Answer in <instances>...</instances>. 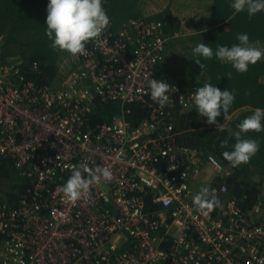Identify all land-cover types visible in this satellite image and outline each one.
<instances>
[{"label": "built area", "instance_id": "2783aa9c", "mask_svg": "<svg viewBox=\"0 0 264 264\" xmlns=\"http://www.w3.org/2000/svg\"><path fill=\"white\" fill-rule=\"evenodd\" d=\"M110 27L86 42L71 69H59L56 87L38 88L0 61V156L34 183L30 200L14 208L0 202V264H264V183L248 214L231 198L216 215L193 204L191 174L201 161L173 145L164 121L166 108L192 106L194 92L165 80L169 101L161 108L148 88L165 56L162 23L128 22L135 37ZM97 99L139 102L150 116L132 128L118 114L92 129L87 115ZM207 162L227 174L214 158ZM84 164L110 168L112 179L72 201L60 189ZM210 192L228 193L225 186ZM148 195L159 207L152 213Z\"/></svg>", "mask_w": 264, "mask_h": 264}, {"label": "trees", "instance_id": "16d2710c", "mask_svg": "<svg viewBox=\"0 0 264 264\" xmlns=\"http://www.w3.org/2000/svg\"><path fill=\"white\" fill-rule=\"evenodd\" d=\"M150 1L156 3L159 0H102V6L110 18V31L118 33L130 20L160 22L167 41L164 60L154 71L156 79L176 84L184 94L194 92L205 83L221 91H234L235 101L229 110L230 119L224 120L223 115L217 118L222 127L207 124L206 118L198 116L193 104L187 110L178 105L166 108L167 119L164 122L172 125L175 147L195 152L201 162L212 157L226 169L227 174L216 176L209 187L210 191L226 187L228 193L224 196L213 194L218 198L219 206L225 198H231L243 213L248 214L260 200L264 183V131H250L243 135V138L255 139L259 143V150L248 163L232 167L222 153L232 150L236 142L233 134L238 131L239 122L256 108H264V59L250 65L244 73L236 72L231 64L221 62L215 56L208 60L201 59L204 67L200 69L193 60L191 50L198 43H207L213 50L218 45L231 47L238 43L237 34L240 33H246L252 44L264 49V11L249 17L246 11L234 14L230 7L231 0H197L198 8L193 9L188 17L179 18L178 12L170 4L149 16L143 10ZM47 3L48 0H0V61L16 65L25 80L38 88L59 85V62L68 54L54 50L45 34ZM182 20L194 24L195 30L186 39L191 44L180 45L178 61L182 65L181 73L171 76L170 68L164 61L166 57L169 60L168 55L173 53L172 46L180 44L171 37L176 34V26ZM132 49L131 42L127 45L129 54ZM118 114H122L134 128L150 116V109L139 102L123 104L97 99L87 115V122L93 129L110 123L111 118ZM225 141L227 143L221 147ZM21 173L14 160L0 156V202H6L9 207H17L20 199L30 200L32 197L29 192L34 189L33 180ZM145 209L149 213L159 209L149 195L145 196ZM217 210L218 206H214L213 215Z\"/></svg>", "mask_w": 264, "mask_h": 264}, {"label": "clouds", "instance_id": "9594fccd", "mask_svg": "<svg viewBox=\"0 0 264 264\" xmlns=\"http://www.w3.org/2000/svg\"><path fill=\"white\" fill-rule=\"evenodd\" d=\"M230 7L234 14L246 11L251 17L264 11V0H231ZM46 13L45 34L51 41V47L72 55L85 54L86 42L98 37L110 23L102 0H48ZM237 40L238 43L231 47L218 45L215 50L207 43H198L191 50L193 60L203 69L201 59L208 60L215 56L219 61L231 64L236 72H247L250 65L264 59V49L252 44L246 33L237 34ZM170 86L165 80L148 81L150 97L161 108L169 101ZM190 99L199 117L206 118L207 124L222 127L217 118L223 115L224 120L230 119L229 110L235 101V93L229 89L221 91L218 87L205 83L191 94ZM237 129L233 134L236 142L232 145V150L222 153L232 167L248 163L259 150L257 140L243 138V135L250 131H264V108H256L251 115L239 122ZM225 143L227 142H223L221 147ZM84 173H88V176L85 177ZM101 179H112L110 168L97 167L92 172L84 164L73 168L70 178L60 190L70 200L76 201L88 193L90 185ZM193 204L207 215L214 206H219V200L209 188L203 187L193 197Z\"/></svg>", "mask_w": 264, "mask_h": 264}, {"label": "rangeland", "instance_id": "374dc122", "mask_svg": "<svg viewBox=\"0 0 264 264\" xmlns=\"http://www.w3.org/2000/svg\"><path fill=\"white\" fill-rule=\"evenodd\" d=\"M197 0H159L156 3H152L150 1L148 7H146L144 13L151 16V14H154L156 11H161L165 8L166 5L170 4V6L174 9V11L178 12L179 18L180 17H188L189 14L193 13V9L198 8V5L196 3ZM190 18V17H189ZM139 20V19H138ZM133 21V20H130ZM129 21V22H130ZM177 32L175 35H172L171 40L174 39V41L180 43L177 45L172 46L174 51L169 56V60L166 57L165 65L170 68L169 73L171 76L181 73L182 71V65L178 61L180 56V49H181V43H190L186 39L190 37L191 33H194L193 30H195V25L191 24L190 22L185 23L184 20L180 21V24L176 26ZM170 39V36H168ZM167 38V37H166ZM191 44V43H190ZM187 51H190L188 49ZM62 61L59 62V68L60 70L67 71L72 68V60L76 59L75 55H72L70 53L66 54ZM168 61V62H167ZM69 67V68H68ZM216 170L207 162H201L200 165H197L193 168L192 174H191V187L194 189V186L200 189L203 187H210V184L214 180L216 176H218ZM204 185V186H201Z\"/></svg>", "mask_w": 264, "mask_h": 264}, {"label": "crops", "instance_id": "0c3cea01", "mask_svg": "<svg viewBox=\"0 0 264 264\" xmlns=\"http://www.w3.org/2000/svg\"><path fill=\"white\" fill-rule=\"evenodd\" d=\"M128 24V23H127ZM127 25H125V29H126V31L129 33V35H130V37H135V33H134V31L132 30V28H127L126 27ZM74 63H75V60H72V64L74 65ZM69 68V67H68ZM193 184V183H192ZM191 184V185H192ZM201 186H204V185H202L201 184ZM194 190L196 191V193H199V191L201 190L200 189V186H199V188H197L196 186H194Z\"/></svg>", "mask_w": 264, "mask_h": 264}]
</instances>
